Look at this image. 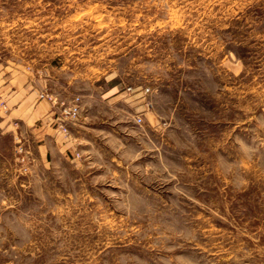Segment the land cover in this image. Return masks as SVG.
<instances>
[{"label":"rangeland","instance_id":"1","mask_svg":"<svg viewBox=\"0 0 264 264\" xmlns=\"http://www.w3.org/2000/svg\"><path fill=\"white\" fill-rule=\"evenodd\" d=\"M0 264H264V0H0Z\"/></svg>","mask_w":264,"mask_h":264},{"label":"crops","instance_id":"2","mask_svg":"<svg viewBox=\"0 0 264 264\" xmlns=\"http://www.w3.org/2000/svg\"><path fill=\"white\" fill-rule=\"evenodd\" d=\"M25 84L26 82L24 84H19L21 86L18 88L11 89L12 93L8 95L7 98L4 95L3 98H5V100L7 99V106L10 105V100L13 103L17 101V114L26 116L25 120L22 118V122L24 125L28 126L30 132H33L32 134L40 143V149L42 151L44 150L43 156H46L49 154L48 150L53 147V143L57 147V145L61 144V140L63 139V134L56 128L55 124L58 111V108L54 104V99H56V97L51 94L49 97L46 95L48 91L46 79L45 81H38L39 86L36 91H32L29 89L28 85ZM10 107L12 108V106ZM81 115L82 107L77 121L73 122L71 124L72 126L78 125ZM34 125L36 126L34 127Z\"/></svg>","mask_w":264,"mask_h":264},{"label":"built area","instance_id":"3","mask_svg":"<svg viewBox=\"0 0 264 264\" xmlns=\"http://www.w3.org/2000/svg\"><path fill=\"white\" fill-rule=\"evenodd\" d=\"M54 102H55L54 104L56 105V107L60 108V116L57 119V122H58L57 123L58 124L57 129L63 135L68 136L69 127L67 126V123L71 124V123L77 121V119L80 115L81 98L76 97L75 99H73L68 104H66L65 102H62L60 104L57 100H54ZM136 120L138 123H141L143 121L142 115L137 114Z\"/></svg>","mask_w":264,"mask_h":264}]
</instances>
